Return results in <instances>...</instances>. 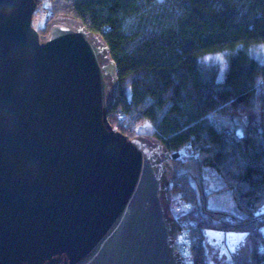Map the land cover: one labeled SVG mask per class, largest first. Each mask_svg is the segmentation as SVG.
I'll return each instance as SVG.
<instances>
[{
  "label": "water",
  "instance_id": "obj_1",
  "mask_svg": "<svg viewBox=\"0 0 264 264\" xmlns=\"http://www.w3.org/2000/svg\"><path fill=\"white\" fill-rule=\"evenodd\" d=\"M37 7L0 0V264H181L170 151L108 121L119 85L108 45L69 17L41 34ZM248 235L204 231L231 259L230 237Z\"/></svg>",
  "mask_w": 264,
  "mask_h": 264
},
{
  "label": "trees",
  "instance_id": "obj_2",
  "mask_svg": "<svg viewBox=\"0 0 264 264\" xmlns=\"http://www.w3.org/2000/svg\"><path fill=\"white\" fill-rule=\"evenodd\" d=\"M40 7L41 34L69 17L108 45L119 77L108 121L170 151L173 236L187 229L196 264H210L206 229L249 232L247 264H264L263 223L255 214L264 205V61L245 48L264 44V0H38ZM222 49L235 51L217 80L199 59ZM254 110L250 126L237 127L238 115ZM147 122L153 130L140 133ZM177 195L192 209L172 214ZM213 197L219 206H211Z\"/></svg>",
  "mask_w": 264,
  "mask_h": 264
},
{
  "label": "rangeland",
  "instance_id": "obj_3",
  "mask_svg": "<svg viewBox=\"0 0 264 264\" xmlns=\"http://www.w3.org/2000/svg\"><path fill=\"white\" fill-rule=\"evenodd\" d=\"M46 20V13L43 9V7L38 8L33 15L32 18V25L35 29H40L43 27ZM66 22L70 23V20H67ZM245 46V45H244ZM238 47V46H236ZM245 48L250 52V55L256 58L259 61H264V44L258 43V44H248L245 46ZM236 49V48H235ZM235 49L229 50V49H222L220 51L212 52L204 54L200 57L199 62L201 68L206 73H215V77L217 80H222L225 77V73L228 69L229 65V56L235 51ZM251 115L248 117L249 120L251 119V116H256L255 110L250 113ZM153 130L152 125L147 122L142 128H140V133H150ZM239 133H242V129L239 130ZM147 137H150L152 140L151 135H144ZM168 158L164 159V162L167 161ZM167 168V167H166ZM168 173V170H167ZM173 203V200H172ZM211 206H219L220 205V199L217 197H213L210 200ZM228 205V204H227ZM243 261L242 264H247L249 262V245L243 250Z\"/></svg>",
  "mask_w": 264,
  "mask_h": 264
},
{
  "label": "flooded vegetation",
  "instance_id": "obj_4",
  "mask_svg": "<svg viewBox=\"0 0 264 264\" xmlns=\"http://www.w3.org/2000/svg\"><path fill=\"white\" fill-rule=\"evenodd\" d=\"M237 127H248L250 126V121L248 119L247 115H238L236 118ZM259 221H262L263 224H261V228L264 226V214L259 215ZM228 231H236V230H227ZM264 232V230H263ZM249 236V235H248ZM236 237L232 236L230 237L229 248H233V251H231V257L224 252L223 249H221V246L214 241L207 242L208 245L206 247V252L208 259L210 261V264H242L244 255L243 250L249 245L248 237L246 241L241 240L240 242H235Z\"/></svg>",
  "mask_w": 264,
  "mask_h": 264
},
{
  "label": "built area",
  "instance_id": "obj_5",
  "mask_svg": "<svg viewBox=\"0 0 264 264\" xmlns=\"http://www.w3.org/2000/svg\"><path fill=\"white\" fill-rule=\"evenodd\" d=\"M119 118L123 117V113L119 112ZM176 202H173L170 206V212L174 215H178L186 210L192 209V204L186 202L180 198V195L176 196ZM175 248L180 254L181 264H196L194 252L192 249V238L184 226H181L174 237Z\"/></svg>",
  "mask_w": 264,
  "mask_h": 264
}]
</instances>
